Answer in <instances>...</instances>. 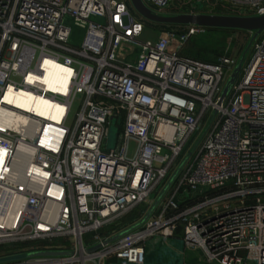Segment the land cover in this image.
Segmentation results:
<instances>
[{
  "label": "built area",
  "instance_id": "obj_1",
  "mask_svg": "<svg viewBox=\"0 0 264 264\" xmlns=\"http://www.w3.org/2000/svg\"><path fill=\"white\" fill-rule=\"evenodd\" d=\"M140 2L164 16L229 3L264 15V0ZM147 22L126 0H0V247L13 245L0 256L71 252L0 264H144L149 239L179 229L209 264H264V36L221 100L239 61L182 54L195 24L142 40ZM188 153L151 216L108 241Z\"/></svg>",
  "mask_w": 264,
  "mask_h": 264
},
{
  "label": "rangeland",
  "instance_id": "obj_2",
  "mask_svg": "<svg viewBox=\"0 0 264 264\" xmlns=\"http://www.w3.org/2000/svg\"><path fill=\"white\" fill-rule=\"evenodd\" d=\"M128 1L129 10L135 16H140L136 9L131 4L130 0ZM226 8H220L218 6H212V8L207 11H199L201 14L207 15H218V16H230V17H254L255 15L252 12H248L244 10L239 5H233L232 3L226 4ZM147 26L143 34L141 35V39L154 38L157 29H160L152 25V22H147ZM177 26L183 25H175L170 24V28H176ZM164 27V26H162ZM204 31L192 38L189 42H187L181 53L187 55L189 57L197 58L199 60L213 62L217 60V58L221 55H229L234 59L240 61L241 57H243V66L246 61L250 57L252 43L256 39H260L264 36V29L255 36V30L249 28H240V27H219V26H203ZM74 31H76L74 29ZM110 134V128L109 133ZM197 140V138H196ZM108 137H107V147H108ZM13 245H5L4 247H0V249H8ZM20 247V246H19ZM26 255L24 252H16L12 254H6L0 256V260H9V259H19L23 258ZM203 262L201 264H206L205 256L202 257ZM113 262V260H110Z\"/></svg>",
  "mask_w": 264,
  "mask_h": 264
},
{
  "label": "water",
  "instance_id": "obj_3",
  "mask_svg": "<svg viewBox=\"0 0 264 264\" xmlns=\"http://www.w3.org/2000/svg\"><path fill=\"white\" fill-rule=\"evenodd\" d=\"M133 7L136 9V11L139 13V15L146 19L147 21L153 22V23H162V24H175V25H189V24H195L199 26H219V27H240V28H249L254 29L255 36H257L262 29H264V15L258 16V17H230V16H218V15H207V14H197V15H191V14H178V15H171V16H164V15H158L155 13H152L147 7H145L140 0H130ZM243 57H241V60L236 65L235 69L233 70L232 74L230 75L227 83L225 84V87L221 94V100L225 98L234 83L235 79L237 78L241 66H242ZM110 134L108 136V149H112L115 147L117 142V137L119 133L120 128V120L116 119L115 117L110 118ZM190 157V153L186 154L174 173L171 175L161 192L158 194V196L153 201L152 205L149 207L145 215L134 225L126 228L125 230L119 232L112 238H110L108 241L114 240L121 235L133 230L134 228H137L142 223H144L153 213L154 209L156 208L158 202L162 199L165 192L171 185V183L174 181L184 164L187 162V160ZM99 246L93 247L90 249V251H94L98 249ZM70 251H35L27 253L23 258H32L35 256H66L70 255ZM13 260V259H9ZM7 261V260H4ZM0 262H3L0 260Z\"/></svg>",
  "mask_w": 264,
  "mask_h": 264
},
{
  "label": "crops",
  "instance_id": "obj_4",
  "mask_svg": "<svg viewBox=\"0 0 264 264\" xmlns=\"http://www.w3.org/2000/svg\"><path fill=\"white\" fill-rule=\"evenodd\" d=\"M131 146L136 147V142L131 141ZM181 234L179 229L174 237L149 239L144 264H201L204 253L200 249L186 248ZM105 264L118 263L107 261Z\"/></svg>",
  "mask_w": 264,
  "mask_h": 264
},
{
  "label": "bare ground",
  "instance_id": "obj_5",
  "mask_svg": "<svg viewBox=\"0 0 264 264\" xmlns=\"http://www.w3.org/2000/svg\"><path fill=\"white\" fill-rule=\"evenodd\" d=\"M56 70L57 71H61V70H63L61 67H59V66H57L56 67ZM45 77V79H47L46 77H49L47 74L44 76ZM48 80V82H50L52 85H54V83L53 82H56V80L57 79H51V80H49V79H47ZM52 85H50V86H52ZM24 98L23 99H21L22 100V102H23V106H26L28 103H30V101L32 100V96H30L29 94H25L24 96H23ZM35 103H36V106H38V105H45V104H47V102L46 101H44V100H42V99H36L35 100Z\"/></svg>",
  "mask_w": 264,
  "mask_h": 264
},
{
  "label": "trees",
  "instance_id": "obj_6",
  "mask_svg": "<svg viewBox=\"0 0 264 264\" xmlns=\"http://www.w3.org/2000/svg\"><path fill=\"white\" fill-rule=\"evenodd\" d=\"M152 25L153 26H156V27H158V28H170V24H162V23H153L152 22ZM162 26H164V27H162Z\"/></svg>",
  "mask_w": 264,
  "mask_h": 264
}]
</instances>
